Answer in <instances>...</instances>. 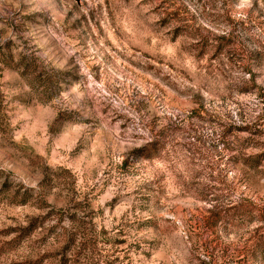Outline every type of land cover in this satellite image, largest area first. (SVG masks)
<instances>
[{
    "label": "rangeland",
    "instance_id": "1",
    "mask_svg": "<svg viewBox=\"0 0 264 264\" xmlns=\"http://www.w3.org/2000/svg\"><path fill=\"white\" fill-rule=\"evenodd\" d=\"M257 218L264 0H0V264H255Z\"/></svg>",
    "mask_w": 264,
    "mask_h": 264
},
{
    "label": "trees",
    "instance_id": "2",
    "mask_svg": "<svg viewBox=\"0 0 264 264\" xmlns=\"http://www.w3.org/2000/svg\"><path fill=\"white\" fill-rule=\"evenodd\" d=\"M19 70V74L22 77H25L28 72L35 75L32 79H29L28 83L31 88H36L37 90L40 89L39 94H41L42 98H48L52 94L53 90L57 91V89H59L60 85L57 84V81H55L52 74L48 75V77L39 75L40 72L29 69V64H23L19 67ZM162 148L163 144L160 143L159 140H153L149 142L145 148L135 149L132 152L136 153L141 151V156H144V158H154L160 154ZM241 214L243 215L244 212ZM236 216H238V214H236ZM257 220L264 221V219L259 218H257ZM244 256L248 257V260L255 264L264 262V235H261L255 240V242L251 245L250 250L247 251Z\"/></svg>",
    "mask_w": 264,
    "mask_h": 264
}]
</instances>
